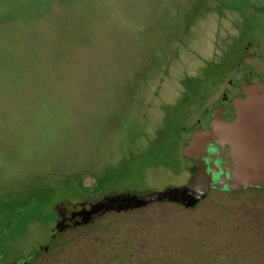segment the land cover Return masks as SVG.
I'll list each match as a JSON object with an SVG mask.
<instances>
[{"label": "rangeland", "instance_id": "374dc122", "mask_svg": "<svg viewBox=\"0 0 264 264\" xmlns=\"http://www.w3.org/2000/svg\"><path fill=\"white\" fill-rule=\"evenodd\" d=\"M244 55L262 68L264 0H0V264L48 241L61 201L185 184ZM225 190L116 217L57 264H100L99 236L146 243L131 264H264V189Z\"/></svg>", "mask_w": 264, "mask_h": 264}, {"label": "flooded vegetation", "instance_id": "af4514ba", "mask_svg": "<svg viewBox=\"0 0 264 264\" xmlns=\"http://www.w3.org/2000/svg\"><path fill=\"white\" fill-rule=\"evenodd\" d=\"M246 56L248 55H244L238 61V69L236 70L233 80H231L230 82L228 90L222 93L219 98V102L215 107V111L211 116V119L206 123L205 126L200 128V130H211L214 133L222 132L227 127V123L224 120L218 118V112L226 107L229 103H231L235 98L244 95L248 86H259L264 82V57L261 55L259 56V58L263 62L262 68H255L250 60L246 62L244 61V58H246ZM197 130H199V128H195L192 131L191 137L185 145V155L186 149L189 146V142L193 137L195 131ZM186 157L191 161V167L189 169L190 179L192 177V169L195 163L189 156ZM202 159L203 162H208V159ZM215 179L216 178L213 179V183H211L210 189L207 191L205 196L201 195L202 192L195 191L191 193L189 197H185L182 200L172 196L163 200L159 199L158 197L154 198V194L157 192L152 191L146 194L121 192L107 195L102 197L101 199L95 200L84 199L82 201H61L62 203L60 204H63L62 209L64 210L55 211V215L53 217L54 224L53 227H51V234L48 241L43 245H38L37 248L33 249V251H31L28 255L17 258L16 260L11 261L9 264L63 263L65 259H67L63 254L65 249L72 245L79 246L82 244L80 243L82 239L79 238L80 233H83V235L85 233L95 234L97 233V231H101L102 234H108L110 231V227L112 225H115L113 219H116V217H124L128 213L135 212L154 202L182 203L189 208V206H187V203L191 197L200 196L201 201L213 189H226V187H215ZM225 191L228 190L226 189ZM228 192L238 193L231 191ZM139 197L143 199H141L139 203L135 204L133 202V199ZM146 197H151V199L148 202H145L146 200L144 198ZM121 224L125 225L124 222H122ZM92 241L96 244L107 243L106 247L104 249H101L105 252L99 255V259H97L99 260L98 262H100V264H109L113 261H116L118 264H131L136 261L141 262L144 256H146L145 253L142 254L143 251L147 250L146 243H136L135 240H133L134 242H132L127 239H105L104 237L100 236L92 239ZM139 251H141V253H138ZM61 255L63 256V258L60 257ZM132 258L135 259L131 260ZM85 263L89 264L88 262Z\"/></svg>", "mask_w": 264, "mask_h": 264}, {"label": "water", "instance_id": "95a60500", "mask_svg": "<svg viewBox=\"0 0 264 264\" xmlns=\"http://www.w3.org/2000/svg\"><path fill=\"white\" fill-rule=\"evenodd\" d=\"M217 116L227 123L222 132L197 130L189 142L186 155L195 163L189 181L157 192L154 198L172 196L182 200L195 191L205 196L214 178L215 187H226L231 192L249 187L264 189V82L248 86L244 95L235 98ZM200 198L191 197L187 206L196 205ZM141 199L135 198L133 202L137 204ZM144 199L148 202L151 197Z\"/></svg>", "mask_w": 264, "mask_h": 264}]
</instances>
